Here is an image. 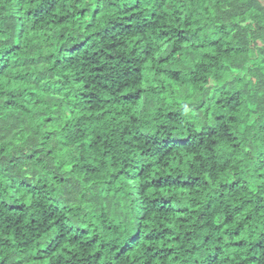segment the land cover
I'll use <instances>...</instances> for the list:
<instances>
[{
    "label": "trees",
    "instance_id": "1",
    "mask_svg": "<svg viewBox=\"0 0 264 264\" xmlns=\"http://www.w3.org/2000/svg\"><path fill=\"white\" fill-rule=\"evenodd\" d=\"M0 264H264V0H0Z\"/></svg>",
    "mask_w": 264,
    "mask_h": 264
}]
</instances>
